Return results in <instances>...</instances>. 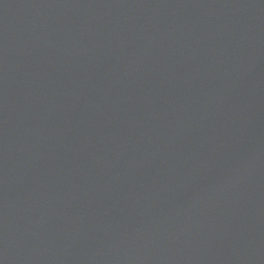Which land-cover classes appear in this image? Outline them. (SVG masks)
I'll list each match as a JSON object with an SVG mask.
<instances>
[{"label": "water", "instance_id": "95a60500", "mask_svg": "<svg viewBox=\"0 0 264 264\" xmlns=\"http://www.w3.org/2000/svg\"><path fill=\"white\" fill-rule=\"evenodd\" d=\"M0 264H264V0H0Z\"/></svg>", "mask_w": 264, "mask_h": 264}]
</instances>
